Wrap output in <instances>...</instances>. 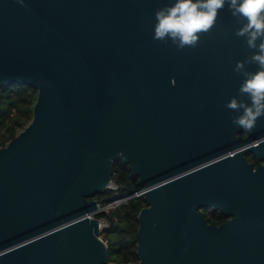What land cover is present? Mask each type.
<instances>
[{
	"label": "water",
	"instance_id": "1",
	"mask_svg": "<svg viewBox=\"0 0 264 264\" xmlns=\"http://www.w3.org/2000/svg\"><path fill=\"white\" fill-rule=\"evenodd\" d=\"M173 2L0 0V88L36 90L30 123L0 147V264H118L88 217L118 160L145 188L128 264H264V172L225 107L252 53L227 7L195 49L154 41ZM248 134L263 138L264 118Z\"/></svg>",
	"mask_w": 264,
	"mask_h": 264
},
{
	"label": "clouds",
	"instance_id": "2",
	"mask_svg": "<svg viewBox=\"0 0 264 264\" xmlns=\"http://www.w3.org/2000/svg\"><path fill=\"white\" fill-rule=\"evenodd\" d=\"M16 2L24 4V0ZM225 7L241 24L235 36L244 38L252 53L244 61L236 62L234 72L243 79L237 96L225 107L237 113L231 118L234 128L252 131L264 118V0H174L156 10L153 40L164 44L170 41L178 51L195 49L217 25L219 13ZM247 65H256L257 70L248 71Z\"/></svg>",
	"mask_w": 264,
	"mask_h": 264
},
{
	"label": "trees",
	"instance_id": "3",
	"mask_svg": "<svg viewBox=\"0 0 264 264\" xmlns=\"http://www.w3.org/2000/svg\"><path fill=\"white\" fill-rule=\"evenodd\" d=\"M35 102L33 90L12 85L0 88V147L23 131L32 118V105ZM112 181L117 189H106L103 193L118 191L117 198L129 197L134 192L142 189L138 181L129 171L128 165L121 160L114 163L112 169ZM145 207L143 197L131 198L120 210L115 211L111 216V226L104 233L108 247V262L118 264L136 263L138 258L136 251V217L139 211ZM105 213L99 214L96 218L105 217ZM218 225L219 221L211 222ZM114 235L115 238L106 237Z\"/></svg>",
	"mask_w": 264,
	"mask_h": 264
},
{
	"label": "flooded vegetation",
	"instance_id": "4",
	"mask_svg": "<svg viewBox=\"0 0 264 264\" xmlns=\"http://www.w3.org/2000/svg\"><path fill=\"white\" fill-rule=\"evenodd\" d=\"M236 136L237 138H239L240 143V146L237 149L243 152L242 158L245 160L247 165L251 167L252 173L256 172L259 167H262L263 170L260 171L264 172V157H258L255 155V153L260 155L263 154L262 151H264V149L260 147L255 151L250 150V148L252 147H257L260 141L264 139V137L260 139H253L248 143V131L242 130L241 132L237 133ZM199 213L211 225H213L211 222L214 220L219 221L218 225L226 223L230 220V217H225L219 212H214L209 208H200Z\"/></svg>",
	"mask_w": 264,
	"mask_h": 264
},
{
	"label": "built area",
	"instance_id": "5",
	"mask_svg": "<svg viewBox=\"0 0 264 264\" xmlns=\"http://www.w3.org/2000/svg\"><path fill=\"white\" fill-rule=\"evenodd\" d=\"M109 189L111 190H116L117 187L115 185L114 182L110 183L109 185ZM145 189V188H144ZM144 189H140L136 192H134L132 195H130L129 197H124V198H115L111 201H109L107 204L103 205V206H98V214L93 216V215H89V219L95 218L98 221V230H99V236L98 239H100L105 245H106V240L104 238V233L106 230H108L111 226V223L114 222L113 220L111 221L110 218H112V214L115 211L120 210V208L123 205H126L127 202L131 199V198H135V197H141L144 194ZM106 212V213H105ZM101 213H105L106 216L102 217V218H96L99 214ZM113 219V218H112Z\"/></svg>",
	"mask_w": 264,
	"mask_h": 264
},
{
	"label": "rangeland",
	"instance_id": "6",
	"mask_svg": "<svg viewBox=\"0 0 264 264\" xmlns=\"http://www.w3.org/2000/svg\"><path fill=\"white\" fill-rule=\"evenodd\" d=\"M27 89H29V91L33 90L35 92V99H36V90L33 89V88H30V87H26V86H23ZM33 106V105H32ZM117 195H118V191H115V192H111V193H100V194H97L93 197V200L94 201H97L99 202V204L101 206L107 204L109 201L117 198ZM106 213V212H105ZM106 237H109V238H115L114 235H108Z\"/></svg>",
	"mask_w": 264,
	"mask_h": 264
}]
</instances>
